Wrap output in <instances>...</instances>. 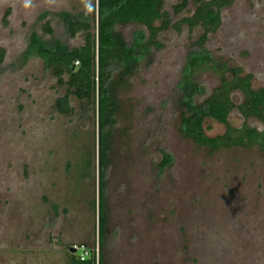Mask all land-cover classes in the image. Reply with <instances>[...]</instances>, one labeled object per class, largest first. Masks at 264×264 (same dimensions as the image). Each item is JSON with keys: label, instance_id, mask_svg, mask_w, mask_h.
<instances>
[{"label": "rangeland", "instance_id": "rangeland-1", "mask_svg": "<svg viewBox=\"0 0 264 264\" xmlns=\"http://www.w3.org/2000/svg\"><path fill=\"white\" fill-rule=\"evenodd\" d=\"M180 1L163 6L171 13ZM92 3L0 0V264H71L80 254L74 246L98 251L96 110L80 115L81 102L70 95L73 114L55 112L66 88L41 57L22 61L33 31L49 40L42 27L50 20L56 37L80 46L82 36L67 40L58 21L43 14H75ZM195 6L188 0L173 22ZM220 18L203 47L196 45L200 26L161 32L163 46L152 49L151 64L141 65L117 93L99 250L104 264H264V152L257 146L210 151L180 133L178 86L189 53L204 50L264 89V0H234ZM116 31L128 44L136 32L147 35L137 24ZM194 79L203 89L197 103L220 84L209 70ZM230 97L236 106L227 116L230 126L264 131V121L240 114L243 95ZM203 128L208 137L225 131L212 119ZM160 151L171 156L168 167L159 166Z\"/></svg>", "mask_w": 264, "mask_h": 264}, {"label": "trees", "instance_id": "trees-1", "mask_svg": "<svg viewBox=\"0 0 264 264\" xmlns=\"http://www.w3.org/2000/svg\"><path fill=\"white\" fill-rule=\"evenodd\" d=\"M234 0H196L193 14L183 16L173 22L172 16H178L187 6L188 0H181L168 12L164 0H96V4H83L82 10L75 14L68 11L44 13L58 21L67 40L83 37L78 47L56 37L51 20L42 27V34L49 38L43 40L36 32L29 37V48L22 57L25 62L30 55H37L44 60L45 69L57 79L59 86H64L65 94L54 102L55 112L71 115L70 95L81 106L79 113L86 114L96 110L97 114V170H98V256L90 250V257L85 261L71 256V264H104L102 247L105 231V193L106 173L110 163L111 135L115 129L116 116L120 109L117 93L128 84V78L141 65L149 66L152 62V49L159 50L163 43L158 36L167 30L179 31L182 25L189 31L200 26L203 34L196 42L203 47L207 35L220 25V10L231 5ZM6 10L4 20L9 15ZM158 23V25H157ZM127 24L142 26L147 35L139 31L134 34V41L126 43L116 27ZM141 40V41H140ZM5 51L0 48V63ZM75 62H78L75 65ZM209 70L219 77V86L201 103L194 101L203 89L194 79L197 72ZM229 74V77H227ZM179 83L181 99L177 101L180 113V133L196 146L217 151L231 147L257 146L264 152V131L248 125L240 128L230 126L227 116L236 107L231 100V93L239 91L243 102L237 106L244 118L254 117L264 121V89H255L251 85V75H241L240 69L230 68L227 63L204 50L191 52L185 58ZM212 119L225 126L223 134L208 137L204 133L203 123ZM161 168L168 167L172 158L165 151H160ZM95 209V203H93Z\"/></svg>", "mask_w": 264, "mask_h": 264}, {"label": "built area", "instance_id": "built-area-1", "mask_svg": "<svg viewBox=\"0 0 264 264\" xmlns=\"http://www.w3.org/2000/svg\"><path fill=\"white\" fill-rule=\"evenodd\" d=\"M78 62H75V65ZM74 251L80 250V254L77 257L80 261H85L86 259H88L90 257V249H87V247H85L84 245H79V246H74L73 248H71ZM96 256H98V251L95 252Z\"/></svg>", "mask_w": 264, "mask_h": 264}, {"label": "water", "instance_id": "water-1", "mask_svg": "<svg viewBox=\"0 0 264 264\" xmlns=\"http://www.w3.org/2000/svg\"><path fill=\"white\" fill-rule=\"evenodd\" d=\"M73 252V250H71Z\"/></svg>", "mask_w": 264, "mask_h": 264}]
</instances>
